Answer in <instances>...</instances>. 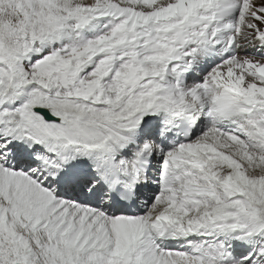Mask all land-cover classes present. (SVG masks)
I'll return each mask as SVG.
<instances>
[{
	"label": "snow or ice",
	"instance_id": "1",
	"mask_svg": "<svg viewBox=\"0 0 264 264\" xmlns=\"http://www.w3.org/2000/svg\"><path fill=\"white\" fill-rule=\"evenodd\" d=\"M0 264H264V0H0Z\"/></svg>",
	"mask_w": 264,
	"mask_h": 264
}]
</instances>
